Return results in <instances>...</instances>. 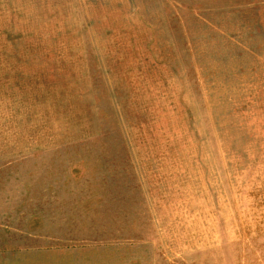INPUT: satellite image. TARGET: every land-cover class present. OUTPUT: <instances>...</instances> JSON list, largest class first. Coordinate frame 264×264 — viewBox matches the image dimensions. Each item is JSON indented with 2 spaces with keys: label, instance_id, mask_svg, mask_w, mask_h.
<instances>
[{
  "label": "rangeland",
  "instance_id": "1",
  "mask_svg": "<svg viewBox=\"0 0 264 264\" xmlns=\"http://www.w3.org/2000/svg\"><path fill=\"white\" fill-rule=\"evenodd\" d=\"M0 264H264V0H0Z\"/></svg>",
  "mask_w": 264,
  "mask_h": 264
}]
</instances>
